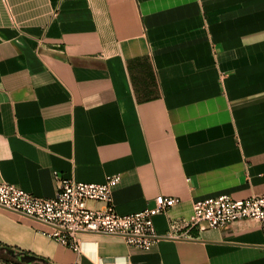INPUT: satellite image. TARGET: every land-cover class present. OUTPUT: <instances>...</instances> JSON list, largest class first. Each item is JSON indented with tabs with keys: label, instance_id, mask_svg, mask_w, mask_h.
Returning a JSON list of instances; mask_svg holds the SVG:
<instances>
[{
	"label": "crops",
	"instance_id": "obj_1",
	"mask_svg": "<svg viewBox=\"0 0 264 264\" xmlns=\"http://www.w3.org/2000/svg\"><path fill=\"white\" fill-rule=\"evenodd\" d=\"M56 174L120 175V214L179 202L149 250L82 233L77 253L2 207L1 246L49 264H264L253 220L188 228L196 201L264 195V0H0V181L54 197Z\"/></svg>",
	"mask_w": 264,
	"mask_h": 264
},
{
	"label": "built area",
	"instance_id": "obj_2",
	"mask_svg": "<svg viewBox=\"0 0 264 264\" xmlns=\"http://www.w3.org/2000/svg\"><path fill=\"white\" fill-rule=\"evenodd\" d=\"M56 177L58 192L54 197L37 196L15 184L0 181V207L46 224L50 227V237L77 253L81 252L82 233L118 236L129 245L149 250L161 238L156 233L154 216L179 202L175 197L160 194L153 206L120 214L112 194L120 175H109L103 183H88L57 174ZM89 202H103L104 207H91ZM242 220H253L264 230V195L234 199L223 194L196 201L188 228H220Z\"/></svg>",
	"mask_w": 264,
	"mask_h": 264
},
{
	"label": "water",
	"instance_id": "obj_3",
	"mask_svg": "<svg viewBox=\"0 0 264 264\" xmlns=\"http://www.w3.org/2000/svg\"><path fill=\"white\" fill-rule=\"evenodd\" d=\"M7 252L11 256L17 258L22 263L31 264V263L37 262V261L43 262L45 264L48 263L45 258H41V257L35 256V255H31V254H28V253H26L24 251L17 252L14 249H7Z\"/></svg>",
	"mask_w": 264,
	"mask_h": 264
},
{
	"label": "trees",
	"instance_id": "obj_4",
	"mask_svg": "<svg viewBox=\"0 0 264 264\" xmlns=\"http://www.w3.org/2000/svg\"><path fill=\"white\" fill-rule=\"evenodd\" d=\"M7 248L6 246H1L0 245V264H27V263H22L20 262L17 258L11 256L8 252H7ZM1 254H5L7 257H3L1 256ZM45 264V263H44ZM49 264V263H46Z\"/></svg>",
	"mask_w": 264,
	"mask_h": 264
},
{
	"label": "rangeland",
	"instance_id": "obj_5",
	"mask_svg": "<svg viewBox=\"0 0 264 264\" xmlns=\"http://www.w3.org/2000/svg\"><path fill=\"white\" fill-rule=\"evenodd\" d=\"M1 256H3V257H7L5 254H1ZM13 264H16V263H13ZM31 264H44L43 262H33V263H31Z\"/></svg>",
	"mask_w": 264,
	"mask_h": 264
}]
</instances>
